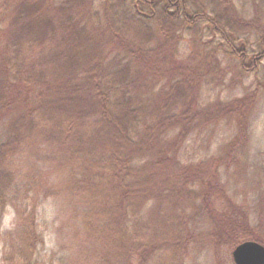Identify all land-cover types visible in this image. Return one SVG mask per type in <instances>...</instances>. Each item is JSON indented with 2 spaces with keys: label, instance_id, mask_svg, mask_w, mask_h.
Masks as SVG:
<instances>
[{
  "label": "trees",
  "instance_id": "16d2710c",
  "mask_svg": "<svg viewBox=\"0 0 264 264\" xmlns=\"http://www.w3.org/2000/svg\"><path fill=\"white\" fill-rule=\"evenodd\" d=\"M94 1L0 0V211L18 208L34 252L41 239L38 209L28 190L17 201L15 160L27 147L43 155L63 149L78 176L72 192L95 202L106 189L113 191L120 228L131 205L139 209L152 196L200 190L215 199L214 192L221 193L226 205L218 215L219 236L231 247L246 239L264 243L247 210L232 199L227 204L209 160L182 162L180 156L194 129L224 118L237 125L230 149L246 148L255 92L211 102L200 100V93L206 81L227 71L222 54L237 60L240 74L259 67L263 17L245 19L234 0H101L123 7L126 25H120L119 13L114 22L107 7L102 17ZM44 19L49 29L36 32ZM132 22L136 36L127 28ZM187 33L190 51L181 56ZM27 34L39 45L31 53ZM160 248L139 242L127 250L144 262ZM20 258L33 264L31 256Z\"/></svg>",
  "mask_w": 264,
  "mask_h": 264
},
{
  "label": "rangeland",
  "instance_id": "374dc122",
  "mask_svg": "<svg viewBox=\"0 0 264 264\" xmlns=\"http://www.w3.org/2000/svg\"><path fill=\"white\" fill-rule=\"evenodd\" d=\"M234 1L245 19L260 14L264 20V0ZM94 2L100 16H105L108 7L111 19L115 22L114 13H119L120 25H126L123 7L105 6L101 0ZM136 25L132 22L127 26L134 36L139 34ZM104 27L105 34L110 35L112 31L105 22ZM48 29L46 19L36 25V32ZM243 34L255 41L253 34ZM185 36L180 42L181 56L190 51V34ZM29 39L27 34L25 46L31 53L39 45ZM88 46L85 43L82 51ZM221 57L227 71L204 83L200 100L211 102L219 97L231 99L255 92L246 148L230 149L237 125L224 118L194 129L182 147L181 161L209 160L208 171L225 187L227 204L232 199L235 205L246 209L253 230L264 239V59L256 70L240 74L235 58L226 54ZM65 160L63 149L43 155L32 147L15 160L20 170L17 201L22 203L27 196L25 190L29 191V200L38 209L36 224L41 239L34 242L36 250L32 252V240L18 208L9 205L0 211V264H22L20 255L31 256L33 264H236L233 247L219 236L222 223L218 215L226 205L221 193L214 192L220 199L210 198L196 187V192L180 196H152L142 208L131 205L124 228H120L115 218L114 192L106 189L101 200L95 202L86 194L73 193V177L78 176L73 175L70 161ZM160 175L159 179L164 177ZM139 242L150 247L157 243L162 248L143 262L138 254L130 256L127 250L130 244L136 246Z\"/></svg>",
  "mask_w": 264,
  "mask_h": 264
},
{
  "label": "water",
  "instance_id": "95a60500",
  "mask_svg": "<svg viewBox=\"0 0 264 264\" xmlns=\"http://www.w3.org/2000/svg\"><path fill=\"white\" fill-rule=\"evenodd\" d=\"M236 264H264V243L256 239H246L232 250Z\"/></svg>",
  "mask_w": 264,
  "mask_h": 264
}]
</instances>
